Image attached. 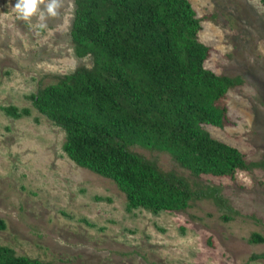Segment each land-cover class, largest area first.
<instances>
[{
	"label": "rangeland",
	"instance_id": "rangeland-1",
	"mask_svg": "<svg viewBox=\"0 0 264 264\" xmlns=\"http://www.w3.org/2000/svg\"><path fill=\"white\" fill-rule=\"evenodd\" d=\"M201 18L198 40L210 47L204 66L238 76L226 96L229 124L209 134L254 166L232 179L196 177L165 152L129 150L185 176L214 196L182 210L126 209L114 183L76 165L62 150L63 130L29 96L90 56L73 54V0L46 28L17 18L16 0H0V245L52 264H264V5L261 0H189ZM27 107L12 117L4 106ZM226 216V218H224Z\"/></svg>",
	"mask_w": 264,
	"mask_h": 264
},
{
	"label": "trees",
	"instance_id": "trees-1",
	"mask_svg": "<svg viewBox=\"0 0 264 264\" xmlns=\"http://www.w3.org/2000/svg\"><path fill=\"white\" fill-rule=\"evenodd\" d=\"M73 54L91 66L40 87L31 105L64 132L62 150L76 165L110 179L126 209L171 212L214 196L129 150L167 153L196 177L232 179L254 162L213 138L205 126H227L226 96L241 79L204 66L210 47L189 0H73ZM264 5V0H261ZM12 117L27 107H2ZM226 218V216L224 217ZM249 240L264 242L251 233ZM0 264H52L0 245Z\"/></svg>",
	"mask_w": 264,
	"mask_h": 264
},
{
	"label": "clouds",
	"instance_id": "clouds-1",
	"mask_svg": "<svg viewBox=\"0 0 264 264\" xmlns=\"http://www.w3.org/2000/svg\"><path fill=\"white\" fill-rule=\"evenodd\" d=\"M64 0H16L12 10L17 18L31 22L33 17L38 20L37 26L41 29L47 27L49 19L59 18Z\"/></svg>",
	"mask_w": 264,
	"mask_h": 264
}]
</instances>
